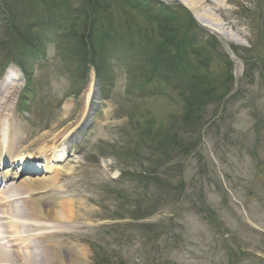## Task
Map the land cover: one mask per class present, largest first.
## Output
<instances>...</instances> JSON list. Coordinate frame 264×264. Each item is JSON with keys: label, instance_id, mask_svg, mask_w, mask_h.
<instances>
[{"label": "rangeland", "instance_id": "obj_1", "mask_svg": "<svg viewBox=\"0 0 264 264\" xmlns=\"http://www.w3.org/2000/svg\"><path fill=\"white\" fill-rule=\"evenodd\" d=\"M162 1L177 12L166 25L160 23V11L148 14L146 8L139 11L122 1L110 4L111 13L103 10L104 22L94 27L96 38L88 42L93 50L105 52L103 62L110 74L103 81L94 68H87V76L82 73V54L77 45L76 51L69 47L74 38H51L52 32L42 27L52 13L67 9L68 0H0V83L6 64L14 61L26 59L32 73V88L25 87L20 70L17 87L9 92L12 126H19L31 140L74 127L52 160L60 166L61 180L56 183L62 186L48 189L44 202L60 207L65 200L75 201L76 220L64 221L59 227L64 233L58 237L62 247L74 245L80 251L78 264H264V0H202L204 11L223 25L219 30L229 39L198 20L181 0ZM75 9L73 5L69 11L77 16ZM188 15L203 27L199 37H191L189 48L184 44L189 71L196 79H215L217 95L233 89L224 100L207 106L195 133L190 125H181L187 94L174 89L168 76L150 83L148 76L143 80L140 58L127 70L124 64L131 55L117 45L110 47L108 41L109 31H120L155 52L169 36L163 28L175 26L177 33L186 28ZM40 20L41 27L36 24ZM58 29L80 34L84 27ZM213 32L216 39L210 36ZM171 37L183 42L179 33ZM42 58L45 65L40 64ZM228 73L233 81L218 86ZM92 81L97 86L96 112L84 132L78 121ZM131 83L150 90L133 92ZM157 85L167 93L155 91ZM22 97L27 99L24 103ZM139 122L142 126L134 128ZM159 128L163 135L155 132ZM174 130L179 133L173 137ZM178 139L194 147L188 150ZM131 145L146 157L140 160ZM149 154L154 156L147 159ZM152 169L159 180L140 182V175ZM5 202L0 214L6 217L26 212L22 201ZM2 217L0 248L14 255L17 247L2 236H18L37 253L38 261L32 264H47L43 250L57 235L43 232L34 239L37 231L25 224L15 233ZM11 258L0 264H22Z\"/></svg>", "mask_w": 264, "mask_h": 264}, {"label": "bare ground", "instance_id": "obj_2", "mask_svg": "<svg viewBox=\"0 0 264 264\" xmlns=\"http://www.w3.org/2000/svg\"><path fill=\"white\" fill-rule=\"evenodd\" d=\"M181 1L193 11L194 15L203 24L223 37L227 36L224 31L219 30L223 29V25L220 22L216 23L209 11H204L202 0ZM212 20H214L213 24ZM227 38L229 39L228 36ZM235 38L239 42V37L236 36ZM20 74V69L15 64H11L7 67L0 84V186L4 185L3 190L0 191V205L2 201L12 200L14 197V199L22 201L26 205V212L24 215H17L15 218L6 217L2 214L0 216H3L2 218L5 219L8 228L15 231V233H20V226L18 225L25 224L32 230L37 231L33 235L35 236L34 239L41 238L43 232H46L50 237L51 235H57L55 239L53 238V242L48 244L49 248L46 249L45 246V250H43V257L47 264H78L77 262L80 263L82 260L80 251L75 250L74 245H71L72 249H70V246L62 247L61 239L58 237L60 233H64V230L59 229V227L64 226V221L76 220L75 201L65 200L60 207H57V204L47 203L45 206L44 202V198L51 188L62 186V184L56 183V181L60 182L61 180L60 166L52 163V160H56V148L64 142L63 138L72 137L74 127H67L62 132L54 135L53 132H46L41 137L33 140L25 138L26 136L18 126H14L12 131L11 119L7 114L10 107L8 103L9 92L16 89ZM96 93L97 86L92 81L86 90V105L78 121V126L83 127L84 132H87L86 129H88L87 127L94 118L92 115L94 105L91 101L96 99ZM69 106L66 105V108H69ZM67 148L65 149L66 152ZM27 168L32 174L23 173ZM2 238H7L17 249L12 255L0 248V261L8 259L10 256H12L11 261L13 263L21 261L22 264H32L33 261H38L37 253L30 251V245L24 244L25 242L20 237L5 235Z\"/></svg>", "mask_w": 264, "mask_h": 264}, {"label": "trees", "instance_id": "obj_3", "mask_svg": "<svg viewBox=\"0 0 264 264\" xmlns=\"http://www.w3.org/2000/svg\"><path fill=\"white\" fill-rule=\"evenodd\" d=\"M33 3H43L45 0H32ZM70 4H68L67 9L63 11V8L61 5H59L60 11L52 13L51 18H49V21L45 24L46 26H42L46 28L48 31L52 32V37L55 36H60V37H70L74 38L76 42H74L72 39L69 42V47H74V50L76 51L77 49L80 50L82 54V60H80V66H86L87 62H93L98 76L101 77L102 79L105 80V75L110 74L107 73V69L110 68L108 66L104 65L103 59H106V55H103L105 52L102 50H93L91 47H89L88 42L94 41L95 40V32H94V27L99 26L104 22V17H103V10L109 11L111 9V3L116 0H78L77 4H74L72 0H68ZM117 1H122L125 6H130L133 9L136 10H143L144 7L149 2H155V0H117ZM54 2L57 4L59 0H54ZM157 4H159L156 1ZM117 4V3H116ZM73 5H75L76 9L75 12L79 11V13H76L77 16L69 11V8H71ZM77 5V6H76ZM49 6V4H48ZM158 8L152 9L154 13H157L159 10H164V15L163 18L160 19V23L166 25V23L175 18L174 14L177 13L173 9H169L165 7L163 4L157 5ZM57 7V8H58ZM154 7V6H153ZM28 8V6H27ZM30 8V7H29ZM51 7L49 6V9ZM34 10V9H32ZM54 10V8H53ZM152 10H147L145 13H150ZM163 12V11H162ZM161 12V13H162ZM111 13V12H110ZM153 13V12H152ZM36 15H33L35 17ZM155 17H157L155 15ZM174 17V18H173ZM181 23V21H180ZM185 27L184 29L179 28L178 32L181 37L179 39H182V43L179 40H174L173 37L169 38V36H173L175 34L176 38V28L175 26L170 27L167 26V28H163V31L169 36L166 37L164 43L160 44L159 47L155 52H151L147 50L146 48H142V42L137 40V42L131 38L130 36H124L122 32L118 31L115 34L112 32H108V41H109V46L114 47V45H117L120 48H123L125 53L127 55H131L128 60L126 61L127 67L130 66L128 64H134L139 58L144 62L142 66V77L145 80V77H147V81H152V79L156 76H161L167 80V73L169 72L170 74H173L175 80H180L179 74H182V71H189V68H187L188 65H184V62L186 60L187 54L189 52L188 48L191 45V37H194L195 31L198 28V25L194 21V19L191 16H187V19L184 21ZM37 25L41 27L42 21L36 22ZM34 26H37V25ZM81 25L84 27L83 32L81 33H76V32H65L62 33L59 29L58 26L62 25H69L72 27V29H77V26ZM180 24H177V26ZM187 25V26H186ZM112 33V34H111ZM41 42V39L38 40V43ZM127 42V43H126ZM184 44H188V48L184 46ZM77 45V49L76 46ZM28 50V49H27ZM149 53V55H148ZM100 60L102 62L100 63ZM120 61V60H118ZM19 64L23 68V70L26 71L27 74H29V68L30 63L26 59H22V62ZM124 64V65H125ZM27 67V68H26ZM202 79H194L190 82L189 84V92L187 93L188 101H187V113L184 118L185 124L188 126H191L192 132L194 131L198 124H200L201 119L204 117V106L207 105L210 101H216V99H223L224 98V93L228 92L230 89L227 91L221 93L220 95H217V86L212 83L214 86H211V81L209 79V76L202 75L200 76ZM234 77L232 74H229L228 77L223 79L222 81L224 83L228 82L229 80H232ZM169 79V76H168ZM213 88V89H212ZM212 101V102H213ZM220 101H217L218 103ZM186 112V111H185ZM157 134L163 135L162 129L159 128L155 130ZM173 132V131H172ZM177 132L179 131L174 130L172 133V136L174 137L177 135ZM191 132V133H192ZM152 135L151 133H149ZM179 143H183L181 140L178 139ZM197 143V141H196ZM159 146L162 145L160 143H157ZM167 144H170L167 142ZM185 144V143H183ZM187 146V149H192L194 145L192 144H185ZM130 150L133 152H136L140 155V160L146 157V153H141L140 149L137 145H131ZM153 154H149L148 158L153 157ZM156 171L152 169L150 172H146L142 175H140V182H146L152 179H158L157 176L155 175ZM159 180V179H158Z\"/></svg>", "mask_w": 264, "mask_h": 264}]
</instances>
